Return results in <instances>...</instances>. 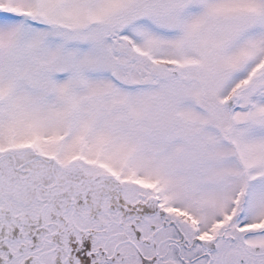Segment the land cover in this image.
Here are the masks:
<instances>
[{"label": "snow or ice", "instance_id": "snow-or-ice-1", "mask_svg": "<svg viewBox=\"0 0 264 264\" xmlns=\"http://www.w3.org/2000/svg\"><path fill=\"white\" fill-rule=\"evenodd\" d=\"M0 264H264V0H0Z\"/></svg>", "mask_w": 264, "mask_h": 264}]
</instances>
